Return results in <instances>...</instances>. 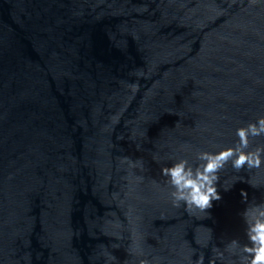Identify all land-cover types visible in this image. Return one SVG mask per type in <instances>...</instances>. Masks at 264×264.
<instances>
[{
    "label": "water",
    "instance_id": "1",
    "mask_svg": "<svg viewBox=\"0 0 264 264\" xmlns=\"http://www.w3.org/2000/svg\"><path fill=\"white\" fill-rule=\"evenodd\" d=\"M261 116L264 0H0V264H238L264 164L205 211L161 169Z\"/></svg>",
    "mask_w": 264,
    "mask_h": 264
},
{
    "label": "clouds",
    "instance_id": "2",
    "mask_svg": "<svg viewBox=\"0 0 264 264\" xmlns=\"http://www.w3.org/2000/svg\"><path fill=\"white\" fill-rule=\"evenodd\" d=\"M236 136L238 140L233 146L215 153L201 151L191 163L187 159H180L170 167L161 169V174L167 177L172 188L170 195L176 206L182 203L186 210L194 207L205 211L211 208L213 200L221 198L216 184L220 178L218 173L226 164L230 162L237 172L245 168L259 169L264 164V145L250 148L252 139L264 137V116L237 128ZM241 197L247 198L244 190H241ZM241 215L247 243L241 244L233 239L229 247L238 248L239 252L233 251L231 255L238 264H264V201L249 203ZM217 257L222 258L223 253L217 252ZM141 264L146 262L141 261ZM194 264H204L203 253ZM208 264H216V258L210 256Z\"/></svg>",
    "mask_w": 264,
    "mask_h": 264
}]
</instances>
